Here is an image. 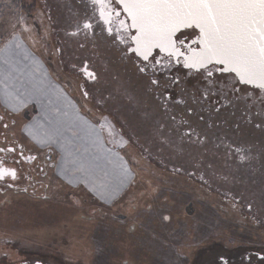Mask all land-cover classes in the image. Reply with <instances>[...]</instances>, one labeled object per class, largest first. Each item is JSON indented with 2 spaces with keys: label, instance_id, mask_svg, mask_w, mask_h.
I'll return each instance as SVG.
<instances>
[{
  "label": "rangeland",
  "instance_id": "rangeland-1",
  "mask_svg": "<svg viewBox=\"0 0 264 264\" xmlns=\"http://www.w3.org/2000/svg\"><path fill=\"white\" fill-rule=\"evenodd\" d=\"M34 7H39L34 0L17 5L0 2V93L10 109L21 111L12 113L16 123L9 131L25 143L26 150L38 151L27 138L31 123L24 130L27 137L21 131L30 118L36 120L35 126L49 130L38 129L41 141L54 139L58 133L56 143L51 141L54 147L60 142L62 153L66 148L75 153L81 147V151L75 153L74 161L62 164V179L47 171L45 197L23 191L0 192V264H34L37 260L45 264H201L209 259L214 263L223 253L233 256V264H246L238 259L245 249L264 257V194L259 193V183L253 184L257 193L237 188L226 151L223 154L208 143L203 148L195 144L198 149L193 151L141 153L138 144L149 138L137 134V141L128 139L125 127L130 125H119L113 115H105L85 101L79 78L58 61L56 40L44 12L39 8L28 16V9ZM46 65L60 89L66 88L77 98L82 112L101 126L103 138L120 156L106 151L104 142L100 153L92 152L96 146L88 143H97L99 135L91 130L87 136L85 129H80L78 139L76 128H67L69 138H64L62 129L67 122L61 120V113L54 119L42 114L40 120L35 109L42 98L36 93L51 88L44 82L33 88L31 83L39 82ZM201 75H190L187 83L195 81V76L204 83ZM51 101L63 103L62 97ZM91 163L98 167L94 168L96 182L91 177L86 186L83 173L70 171ZM255 260L264 264V258Z\"/></svg>",
  "mask_w": 264,
  "mask_h": 264
},
{
  "label": "flooded vegetation",
  "instance_id": "flooded-vegetation-1",
  "mask_svg": "<svg viewBox=\"0 0 264 264\" xmlns=\"http://www.w3.org/2000/svg\"><path fill=\"white\" fill-rule=\"evenodd\" d=\"M34 1L39 7L28 9V16H33L32 12L39 11V8L44 12L56 40L58 61L61 66L69 67L66 71L70 75L79 78L80 92L85 101L91 102L103 114L113 115V120L118 123L130 125L132 128L125 127L128 139L135 142L138 135L149 138L146 143L138 144L141 153L181 152L186 148L193 151L198 149L195 144L203 148L202 145L208 143L223 154L226 151L227 164L237 180V188L242 186L248 192L251 190L257 193L256 185L253 184L259 183L258 190L262 191L259 193L264 194V91L240 83L231 72L217 71L221 66L215 63L208 65L207 71L185 67V57L190 55L189 50L200 48V33L195 28L188 27L176 34L177 40L184 41L180 48L183 56H169L159 48H154L148 59L144 60L134 51L131 38L136 31L130 27L129 18L118 1L108 0L105 5L96 4L94 0ZM106 20L110 22L106 23ZM121 21L128 27L121 25ZM85 24L90 27L85 28ZM208 71L212 73L211 76L207 75ZM197 74H202L204 83L201 84L195 76L196 80L189 85L187 81L190 75ZM219 77L221 80L218 81ZM223 79L225 82L222 83ZM36 81L33 82L35 85ZM38 81L50 86L48 96L53 98L54 93L55 98L62 97L61 104L49 102L51 109L48 110L53 115L65 112L69 119L68 128H76L78 139L81 138L80 129H85L87 136L90 130L94 135H99L97 143H88L96 146L92 152L100 153L104 142L106 151L109 150L111 155H121L113 144L110 149L107 140L103 138L104 130L82 112L77 98L66 88L64 91L60 89L61 84L52 76L48 65L44 67V76ZM13 112L21 111L10 109L0 100V167L14 169L16 172L15 179L10 175L0 179V192L23 191L28 195L39 194L45 197L48 185L43 182V178L48 175L47 171L50 170L53 177L58 175L62 179V164L68 160L63 159L64 153L54 147V142H38L41 140L39 128H29L30 135L26 136L24 130L29 123L35 122L30 118L22 125L24 128L21 131L38 151L30 147L32 151L26 150L25 143L12 137L9 131L16 123ZM32 137L39 139L36 142ZM88 144L87 147H91ZM68 150L70 159L74 161L77 157L75 153L81 151V147L75 153ZM108 155L106 153L104 157ZM88 168L70 172L76 175L83 173L86 186H89L92 182L89 179L93 175L89 174ZM248 181L252 182L251 187ZM234 200L238 204V199ZM246 209H250L249 204ZM255 258L263 261L264 257L256 250L246 249L239 252L238 256L239 261L246 264H256ZM233 260L229 253H223L214 263L213 259H209L201 264H233ZM34 264L45 263L37 260Z\"/></svg>",
  "mask_w": 264,
  "mask_h": 264
},
{
  "label": "snow or ice",
  "instance_id": "snow-or-ice-1",
  "mask_svg": "<svg viewBox=\"0 0 264 264\" xmlns=\"http://www.w3.org/2000/svg\"><path fill=\"white\" fill-rule=\"evenodd\" d=\"M94 3L105 5L108 0ZM119 3L131 19L130 27L136 30L131 38L136 45L134 51L144 60L152 48H159L169 56H183L180 48L184 41L177 40L176 33L195 25L200 30V48L189 50L185 67L207 71L210 64L223 65L217 71L234 72L240 83L264 91V0H119ZM121 25L128 27L124 21ZM207 75L212 73L208 71ZM6 175L15 179L16 172L0 167V179Z\"/></svg>",
  "mask_w": 264,
  "mask_h": 264
},
{
  "label": "crops",
  "instance_id": "crops-1",
  "mask_svg": "<svg viewBox=\"0 0 264 264\" xmlns=\"http://www.w3.org/2000/svg\"><path fill=\"white\" fill-rule=\"evenodd\" d=\"M35 82V81H34ZM35 83H31V86L33 87V88H35V85H34ZM39 84H41V81L40 82H37V85L39 86ZM46 84V83H45ZM35 91L37 92V89H35ZM48 94H49V91H45V92H41V93H39L38 94V97H40V98H42L41 99V101L38 103V106H37V108H38V110H39V114H41V118H40V120L42 121L43 120V116H46V117H50V118H52V119H54V115H53V112L51 111V110H48V109H51V108H49V100H50V98L51 97H49L48 96ZM58 95V94H57ZM55 96H56V94H55ZM55 96H54V93H53V98H55ZM0 100H1V103L3 104V105H6V103L4 102L5 101V99L3 98V96L1 95V93H0ZM30 101H31V99H30ZM7 106V105H6ZM9 107V106H8ZM12 110H14V111H18V109H12ZM45 111L46 112H48V113H46V115H45ZM58 114L59 113H61V116H60V118H61V120L63 121V122H68V120L69 119H67V117L65 116L66 114H65V112H62V111H60V112H57ZM42 114H44L43 116H42ZM43 117V118H42ZM36 123V120H35V122H33V123H31V125L29 126V128L30 129H41V130H43V129H45L46 131H49L48 130V128L46 127V128H42V126L43 125H40V126H34V124ZM68 128V125H65V127H64V129H62V130H64V134L62 133V136L64 137V138H69V136L66 134L67 132V129ZM51 130H52V128H51ZM52 132V131H51ZM66 135V136H65ZM39 137H41L42 138V134L40 133V135H39ZM60 137V134H58V133H56V135H54V139H51V138H47V140H45V141H41L40 140V143L41 144H51L52 142L51 141H55L56 139H58ZM44 142V143H43ZM55 143H56V141H55ZM54 143V144H55ZM60 142H57V148L59 149V148H62L61 147V144H59ZM64 154H63V159H65V160H71L70 159V153H69V150H68V148H66V150H64V152H63ZM66 153V154H65ZM64 155H65V157H64ZM84 155H87L85 152H84ZM75 163V162H74ZM92 164V163H91ZM74 166L76 167V165L74 164ZM79 166H83L82 164H80L79 163ZM78 166V164H77V167H79ZM103 167V166H102ZM102 167H99V168H102ZM97 168L98 169V167H93V164L88 168V170H89V174L90 175H93V178L95 177V174L97 173L96 171H95V169ZM103 172V174H104V170H102ZM107 171V170H106ZM100 172H98V174H99ZM93 181H95L96 182V177H95V179H93Z\"/></svg>",
  "mask_w": 264,
  "mask_h": 264
},
{
  "label": "water",
  "instance_id": "water-1",
  "mask_svg": "<svg viewBox=\"0 0 264 264\" xmlns=\"http://www.w3.org/2000/svg\"><path fill=\"white\" fill-rule=\"evenodd\" d=\"M116 1H118L119 2V0H116ZM120 4V3H119ZM121 5V4H120ZM122 6V5H121ZM122 8H123V6H122ZM129 18V17H128ZM129 22H130V24L132 23L131 22V19L129 18ZM191 27H193V28H195L199 33H200V30H199V28H197V27H195V25H193V26H191ZM186 28H188V27H186ZM182 29H185V28H181L180 30H182ZM135 30V29H134ZM136 31V30H135ZM177 34V33H176ZM136 35V32H135V34H134V36ZM134 49L136 48V45H135V43H134ZM152 49H154V48H152ZM151 49V50H152ZM221 66V68L223 67V65H220ZM231 73H233L235 76H236V74L234 73V72H231ZM239 79V78H238ZM245 85H249V84H245ZM250 86H252V87H256L255 85H250Z\"/></svg>",
  "mask_w": 264,
  "mask_h": 264
},
{
  "label": "trees",
  "instance_id": "trees-1",
  "mask_svg": "<svg viewBox=\"0 0 264 264\" xmlns=\"http://www.w3.org/2000/svg\"><path fill=\"white\" fill-rule=\"evenodd\" d=\"M2 1H7L10 5H17L20 1L22 0H0V2ZM1 9V8H0ZM1 15H0V20H1Z\"/></svg>",
  "mask_w": 264,
  "mask_h": 264
}]
</instances>
